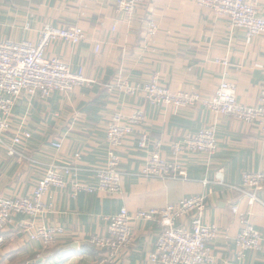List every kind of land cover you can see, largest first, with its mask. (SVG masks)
I'll return each instance as SVG.
<instances>
[{
	"label": "crops",
	"instance_id": "obj_1",
	"mask_svg": "<svg viewBox=\"0 0 264 264\" xmlns=\"http://www.w3.org/2000/svg\"><path fill=\"white\" fill-rule=\"evenodd\" d=\"M246 1L258 3L264 18V0ZM150 20L158 26L153 38L146 35ZM44 24L83 30L82 43L54 42L46 56L66 61L72 72L81 70L85 81L70 95L17 100L11 123L15 129L22 127L30 138L16 147L21 156H9L0 146V197H31L49 164L71 165L79 170L80 183L95 184L94 172L106 165L105 133L111 116L141 110L145 120L118 148L119 194L73 195L70 188L51 187L44 199L51 209L44 217L15 216L3 232L0 264H95L100 252H87L83 247L91 246V237L105 236L109 218L121 209L134 215L197 195L205 197L203 223L218 230L210 243L213 264H264V186L255 193L260 203L251 206L234 189L244 174L264 172V135L255 126L213 115L201 106L174 116L170 107L150 105L141 89L156 76L172 93L197 92L210 97L225 78L235 85L238 104L255 107L264 86V35L247 38L241 30L230 31L227 19L199 8L194 0H146L130 18L115 11V0H0V42L35 44ZM96 45L100 46L97 53ZM223 60L227 66L216 63ZM120 81L135 87V94L120 89ZM209 127H214L217 141L213 156L184 153L173 159L175 142ZM143 133L148 148L139 150L137 141ZM56 141L62 150L51 147ZM156 143L160 157L177 162L185 179L137 176L155 152ZM233 207L240 213L250 212V222L261 235L260 249L246 251L242 258L234 244L241 226ZM29 221L34 227L63 232L54 246L44 248L19 228L20 222ZM130 227L132 242L119 252L116 264H146L160 227L157 221L137 220ZM73 243L76 248L62 249Z\"/></svg>",
	"mask_w": 264,
	"mask_h": 264
},
{
	"label": "built area",
	"instance_id": "obj_2",
	"mask_svg": "<svg viewBox=\"0 0 264 264\" xmlns=\"http://www.w3.org/2000/svg\"><path fill=\"white\" fill-rule=\"evenodd\" d=\"M96 1V0H94ZM146 0H115V11L130 18ZM196 6L210 11L216 16L228 21L230 31L241 30L247 38L264 35V18L262 8L256 2L246 0H194ZM155 22L147 25V33L151 38L157 32ZM84 40V33L78 26L58 28L46 25L39 33L36 46L30 42H0V144L8 147V155H17L16 147L30 138L28 132L14 136L8 144L3 142V135L9 129L8 118L13 111L14 103L22 96L29 100H46L52 94H69L73 87L83 83L80 73H73L68 65L58 58L47 59L45 51L53 41L78 45ZM100 46L96 45L97 53ZM220 63L227 66L225 60ZM156 77L143 85V91L151 105L171 106L174 116H180V111L186 107L203 105L216 116H225L250 126H255L264 135V86L260 89L258 104L255 107H244L236 101V87L233 83L222 79L214 93L207 98H201L197 93L171 94L158 85ZM133 93L132 91H129ZM143 112L137 111L130 118L116 115L106 127L108 143L106 165L94 172L95 184L87 185L78 181V169L71 165L49 164L45 167V175L38 182L31 197L21 199L0 198V249L4 244L3 232L15 216H25L30 220L44 217L51 209L44 199L51 187L70 188L73 195L79 193L93 194L97 192L117 195L120 187V160L117 154L124 138L131 135L134 128L144 122ZM18 135V134H17ZM155 144L153 152L146 165L137 175L145 179L177 180L185 179V172L175 162H169L160 157ZM51 147L57 151L62 149L60 142H53ZM139 150L148 148L146 133L139 136ZM217 150L214 127L200 130L194 135H186L171 146V155L175 160L184 153H201L211 157ZM18 156V155H17ZM79 160V154L75 156ZM264 186V172L244 174L239 187L234 188L248 198V205L260 203L255 193ZM205 197L197 195L183 198L175 204H169L161 209L138 211L130 215L125 209L108 220L105 236H94L89 244L102 253L95 264H116L119 252L129 247L132 242L130 222L157 221L160 234L156 237L153 252L147 257L146 264H213L215 257L210 243L218 234L217 228L207 226L202 217L205 210ZM238 217L241 230L234 239L239 250V258L246 251H256L261 247V235L251 224L250 212L240 213L237 207L231 209ZM184 222V223H183ZM19 228L27 234L29 240L39 241L44 248L55 245L60 228L34 227L32 222H20Z\"/></svg>",
	"mask_w": 264,
	"mask_h": 264
},
{
	"label": "rangeland",
	"instance_id": "obj_3",
	"mask_svg": "<svg viewBox=\"0 0 264 264\" xmlns=\"http://www.w3.org/2000/svg\"><path fill=\"white\" fill-rule=\"evenodd\" d=\"M146 2V1H145ZM144 4V3H143ZM155 22V21H153V20H150V21H148L147 23H146V25H148L150 22ZM156 23V22H155ZM46 25H49V26H51L50 24H44L43 26H42V28H41V30L40 31H42V29L44 28V26H46ZM157 25V24H156ZM54 27V26H53ZM158 27V26H157ZM80 28V27H79ZM40 31H39V33H40ZM83 31V30H82ZM157 31H158V29H157ZM84 33V32H83ZM157 33V32H156ZM39 35V34H38ZM146 35L148 36V33H147V30H146ZM155 36V35H154ZM154 36H152V38L154 37ZM149 37V36H148ZM255 38V37H254ZM84 39H85V35H84ZM84 41V40H83ZM82 41V42H83ZM12 42H16V41H12ZM26 42H29V41H26ZM38 42H39V38H38V40H37V42L35 43V44H33V43H31L32 45H34V46H36L37 44H38ZM54 42H60V41H53V42H51L50 44H52V43H54ZM81 42V43H82ZM62 43H65V42H62ZM50 44L48 45V47L50 46ZM65 44H67V43H65ZM67 45H69V46H77V45H70V44H67ZM47 47V48H48ZM47 50V49H46ZM45 55H46V51H45ZM46 58L47 59H52V58H58V57H47L46 56ZM59 60H61V61H63L65 64H67L68 65V68H69V70L71 71V68H70V65L66 62V61H64V60H62V59H60V58H58ZM72 72V71H71ZM73 73H75V72H73ZM76 73H80L81 75H82V71L81 70H79V71H77ZM154 77H156V76H154ZM153 78V77H152ZM152 78H150V80L148 81V82H150L151 81V79ZM83 79V78H82ZM156 79H157V77H156ZM83 81H85L84 79H83ZM157 81H158V79H157ZM147 82V83H148ZM84 83V82H83ZM159 83V82H158ZM80 84H82V83H80ZM79 85V84H78ZM78 85H76V86H78ZM159 86H161V87H163V88H165L168 92H170L166 87H164V86H162L160 83L158 84ZM76 86H74L73 87V89H72V91L69 93V94H63V95H70L72 92H73V90H74V88L76 87ZM118 86H119V88L120 89H122L123 91H125L127 94H129V95H134L135 94V92H136V88L135 87H127L125 84H124V82L123 81H120L119 82V84H118ZM143 88V86L141 87V89ZM133 90V93H131V92H129V91H132ZM142 92H143V94H144V97H145V99H146V101L149 103V101L147 100V98H146V95H145V92L143 91V89H142ZM171 94H176V93H172V92H170ZM177 93H187V94H193V93H197V92H177ZM57 94H61V93H57ZM201 98H207V97H203V96H201L199 93H197ZM22 97H27V96H22ZM21 98V97H20ZM19 98V99H20ZM18 99V100H19ZM28 99V98H27ZM37 99V98H36ZM29 100V99H28ZM38 100H40V99H38ZM40 101H44V100H40ZM17 102V101H16ZM15 102V103H16ZM15 103H14V106H15ZM150 104V103H149ZM151 105V104H150ZM14 106H13V108H14ZM152 106H157V107H161V106H166V105H152ZM197 106H201V107H203V108H205L203 105H201V104H197V105H195V106H191V107H186L185 109H188V108H193V107H197ZM166 107H170L171 108V106H166ZM206 109V108H205ZM171 110H172V108H171ZM183 110V109H182ZM208 110V109H207ZM137 111H141V110H137ZM137 111H135V112H133L132 114H130L129 116H126V115H123V114H121V113H119V112H117V113H114L112 116H111V119H110V123H111V121H112V119H113V117L114 116H116V115H121V116H123L124 118H130L131 116H133L134 114H136L137 113ZM209 111V110H208ZM142 112V111H141ZM173 113V112H172ZM213 114V113H212ZM11 115H12V113H11ZM11 115L9 116V118H8V124H9V126H8V130L6 131V134L5 135H3V142L5 143V144H8L9 143V140H11L12 139V137H14V136H20L22 133H24V132H26V131H23L22 130V127L21 128H17V129H15V128H13V125H12V123H11ZM143 115H144V113H143ZM213 115H215V114H213ZM143 120H145V116H144V119ZM18 134V135H17ZM8 136V137H7ZM9 136H10V138H9ZM56 142H59V141H56ZM24 142H22L21 144H23ZM53 143V142H52ZM51 143V144H52ZM20 144V145H21ZM60 144H61V142H60ZM108 144V143H107ZM62 145V144H61ZM0 146L5 150V152L8 154V147L7 146H4V145H1L0 144ZM108 146V145H107ZM16 149V148H15ZM62 150V149H61ZM16 152H17V155H20L21 156V154L16 150ZM16 154H15V156H17ZM0 198H2V197H0Z\"/></svg>",
	"mask_w": 264,
	"mask_h": 264
},
{
	"label": "trees",
	"instance_id": "obj_4",
	"mask_svg": "<svg viewBox=\"0 0 264 264\" xmlns=\"http://www.w3.org/2000/svg\"><path fill=\"white\" fill-rule=\"evenodd\" d=\"M83 250L87 251V252H91L92 250H96L94 249L92 246L86 245L85 247H83ZM97 251V250H96ZM100 254L102 255V253L100 252ZM102 257V256H101Z\"/></svg>",
	"mask_w": 264,
	"mask_h": 264
},
{
	"label": "water",
	"instance_id": "obj_5",
	"mask_svg": "<svg viewBox=\"0 0 264 264\" xmlns=\"http://www.w3.org/2000/svg\"><path fill=\"white\" fill-rule=\"evenodd\" d=\"M77 247V244L73 243V244H70V245H67V246H64L62 249H74Z\"/></svg>",
	"mask_w": 264,
	"mask_h": 264
}]
</instances>
